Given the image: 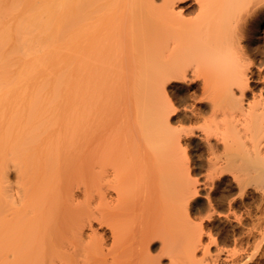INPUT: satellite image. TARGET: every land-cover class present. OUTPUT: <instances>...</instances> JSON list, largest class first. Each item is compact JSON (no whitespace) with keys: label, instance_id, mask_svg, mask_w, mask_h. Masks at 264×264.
Masks as SVG:
<instances>
[{"label":"bare ground","instance_id":"obj_1","mask_svg":"<svg viewBox=\"0 0 264 264\" xmlns=\"http://www.w3.org/2000/svg\"><path fill=\"white\" fill-rule=\"evenodd\" d=\"M162 1L0 0V264H72L97 222L112 244L99 260L90 237L83 264H203L199 184L264 200V53L226 88L192 66L205 46L221 51L225 32L249 60L245 26L264 18V0H193L195 19L191 0ZM208 196L210 223L221 206ZM220 218L232 227L230 213ZM68 233L77 241L65 244ZM222 248L211 264L248 263L243 246Z\"/></svg>","mask_w":264,"mask_h":264},{"label":"rangeland","instance_id":"obj_2","mask_svg":"<svg viewBox=\"0 0 264 264\" xmlns=\"http://www.w3.org/2000/svg\"><path fill=\"white\" fill-rule=\"evenodd\" d=\"M155 2H157L156 5H159V6L160 5L162 6V4H163L162 0H155ZM189 3L190 4H188V6L186 8L187 10H189V11L186 12V14H188L186 16L188 18H191V19L194 18L195 19V17L198 14L199 7L196 4V2L193 1V0H191ZM177 11H180V8H178ZM183 11H186V10L184 9ZM262 15L264 17V14H262ZM247 22H249V23H247ZM247 22H246V26H245L244 46H245V49H246L245 50L246 53L249 55V58L251 59V62H254V63H252V65H254L255 61H256V58H255L256 55L258 56L259 54H261V53L263 54L264 53V18L256 17V16L255 17H250V18H248ZM250 65H251V63H250ZM198 126H200V125H196V127H198ZM201 148H202V145H201ZM197 156H198V160L201 163V165H204L205 158L203 157L202 150L197 154ZM10 165H11L12 169L9 170V182L6 183L4 186L7 187L9 189V191H12L13 194H15V190L19 187L20 184H19L17 171H16V169L13 168V163L10 162ZM193 169H194V167H193ZM197 174H198L197 176H198V178L200 180H202L204 178V176H205L204 172L201 171L200 169L197 170ZM229 179H231V177ZM250 186L248 187V189H249L248 191L249 192L253 191V193H256L254 191L255 187H253V186L250 187ZM199 187H200L199 188V192L200 193H199L198 199L200 200V206H201L200 207V211L195 213V214L192 213L193 215L191 214L192 222L196 221L195 223H200L201 221H203L202 222L203 224L202 223H200V224H202L201 226H204L203 227L204 230L200 228L201 226H199V227L196 226L197 227L196 231L199 230V232H197V234H200V232H201V235H198V236H201V240H200V237L198 238L196 233L194 234L193 231H192V233L194 235V238H195V250H196V258H197L198 262H201L203 264H211V263H213L214 260H211V259H214V258L216 259V257L212 256V255H214V251H215V254H216V252L220 251L221 247H223L221 250L225 251L232 244V248L230 247V249H228L227 251L234 250L236 248V245L238 246V248L243 246L242 254L247 257V261L249 260L247 264H264V240H262V239H264V237H263L264 236V204L262 202L264 200L261 199L260 201H256V200H254L256 198H254L253 195H251V197H249V198H248V196H245L244 198L243 197L242 198L241 197L238 198L239 195L236 193V191H234V190L231 191L229 189L226 190V189H218L217 188L218 189L217 190L216 188H213L212 191L211 190L209 191V188H206V187L202 186V183L199 184ZM253 188H254V190H253ZM210 192L213 194L214 198H217V201L219 202L221 208H219V212L217 213L218 215L215 214L216 217H213L214 221L210 220V223H209V219L210 218H208V217H210V216H208V214H209L208 212H209V210L211 208L208 206L209 205L208 203L210 201L208 195L210 194ZM224 193L228 194V196H230L229 197L230 200H233L235 198H237V200L239 199L237 201V203H236V207L233 209V211L235 213L237 212L238 217H237V214H235L233 211L229 210L230 208L228 207L227 204L222 202V198L221 197H222V194H224ZM234 195L235 196L238 195V196L235 197ZM256 195H254V196H256ZM253 201H254V203H253ZM242 203H243V205H245L244 207H243ZM259 203H260V205L257 206ZM207 207H209V208H207ZM257 207H259L261 209V211H260L259 208L257 209ZM256 210L259 211V212L255 213ZM229 213H230V219H231L232 227L225 226L224 218H223V221H221L222 219L220 218L222 215L229 214ZM243 214H244V216H242ZM209 215H211V213ZM239 215H241L240 216L241 219L239 218ZM259 215H260V217H259ZM235 216L238 218V219H235L236 221L234 220ZM200 218L203 219V220H201ZM240 220H242V221L240 222ZM239 222L242 223L240 225V227L238 225V224H240ZM244 222L246 224H248V225H246ZM200 224H198V225H200ZM193 225H195V224L193 223ZM245 227L250 228L251 231L249 229L245 228ZM242 228H244V229L242 230ZM107 229L108 228L105 225L104 226H100V224L98 222L94 224V228L93 229L87 228L86 229V234L84 235L83 240H81L78 237V240L80 242L83 241L77 247L78 252L77 253H75L74 251L68 252L70 257H72V259H71L72 260V264H83V261L85 259V249H86V246L88 245V243L90 241V237L97 238L100 241V243L102 244L101 249H99L98 252H96V250H95V253H94L93 256L96 255V259H99V260L103 259L106 256V254H107V252H108V250L110 248V245L112 244V238L110 236V232ZM245 229L248 230L247 234H246V230ZM193 230H194V228H193ZM244 230H245V232H244ZM196 231L194 230V232H196ZM242 232L245 233L246 235L244 236V234ZM249 233H250V236H249ZM241 234L243 235V237H245V238H243L244 240H242V238L240 239ZM247 236L249 238H251V239L247 238ZM221 237H222V239H221ZM226 237H228V238H226ZM253 240H255V241H253ZM258 240L260 242H258ZM62 241L65 244H68L70 241H77V240H76V238H74L72 233H68L63 238ZM249 241H250V243H249ZM253 243L254 244L255 243L256 244L259 243V246L257 245L258 248L261 245V249L259 248L260 250H258V248H256L258 251L254 250V251L257 252L255 254V256H253L254 255L253 254L254 253L253 248H255L256 246ZM162 245H163V240L161 238H155L153 243H152V245L149 248V252L151 253V255L154 256V257H158L161 254ZM225 245H226V249H224ZM250 247H251V249H250ZM217 248H219V249L217 250ZM207 249H209V251H208V253H205L204 251L207 252ZM227 251H225L222 255L227 253ZM210 253L212 254L211 255L212 258H210V260L212 262H210L208 260L209 259L208 257H210V256H207L208 254L210 255ZM205 256H207V258ZM107 258L109 259V257H107ZM119 261H120L119 264H127L126 257L120 258ZM170 261H171V258L169 256H164L161 259V264H170ZM62 264H64V263H62ZM107 264H110V263H107Z\"/></svg>","mask_w":264,"mask_h":264},{"label":"clouds","instance_id":"obj_3","mask_svg":"<svg viewBox=\"0 0 264 264\" xmlns=\"http://www.w3.org/2000/svg\"><path fill=\"white\" fill-rule=\"evenodd\" d=\"M243 2L247 4L249 0H243ZM217 43L221 48L218 53L207 46L194 52L192 66L203 67L221 88L234 86L236 81L247 75L249 69L245 65L250 64L251 59L245 61L242 58L233 37L227 32L221 35Z\"/></svg>","mask_w":264,"mask_h":264}]
</instances>
